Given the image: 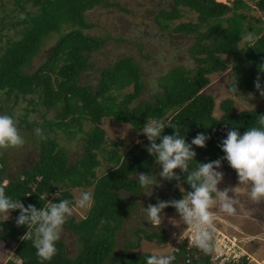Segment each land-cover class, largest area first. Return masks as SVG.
I'll use <instances>...</instances> for the list:
<instances>
[{"label":"trees","instance_id":"obj_1","mask_svg":"<svg viewBox=\"0 0 264 264\" xmlns=\"http://www.w3.org/2000/svg\"><path fill=\"white\" fill-rule=\"evenodd\" d=\"M29 2L36 10L26 8ZM14 3L23 11L17 13V22L22 27L17 38L9 39L0 48V92L7 96L37 95L38 101L47 110H55L54 118L46 121L49 131L55 134L62 130L70 136L81 133L83 152L78 160L71 162L65 149L43 130L42 124H38L47 137L46 140L39 137L38 159L31 168L7 178L6 160L0 154V184L8 180L6 194L12 199H20L25 207L32 204L40 209L48 201H74L72 189L77 187L83 188V192L91 188L93 203L85 217L79 220L69 217L64 224L80 243L74 257L68 256L64 242L59 240L56 242V255L50 261L42 262L32 242L20 239L27 232V227H17L15 223L19 210L12 211L7 220L0 219V241L12 239L16 243L14 255L21 260L20 264H146L150 253L131 250L138 249L142 240L164 243L163 228L158 232L138 229L142 235L136 241L127 242L121 254L114 253L115 238L135 205L133 199H126L123 194L137 195L142 188L136 174L142 172L151 175L159 166L155 157L146 151L150 143L147 138L145 144L134 143L120 152L118 146L122 142H107L102 121L111 118L114 122L129 124L137 131L150 119L160 120L166 125L171 121L180 126V133L189 144L198 133L210 136L205 147L192 146L197 155L190 162L191 168H195L197 163L222 158L224 153L220 144L227 132L236 126L243 134L251 125H255L257 116L264 115V109L234 111L233 99L225 98L219 105L222 114L215 117L214 96L202 89L209 84L210 74L227 68V57H233L235 64L240 63L239 69L242 67V71L239 75L243 78L255 81L260 75L261 80L264 79V73L258 70V66L264 63L262 28L252 31L259 37L254 43L246 42V46L241 47L239 44L246 33V17L240 12L247 7L243 0H234L232 5L216 0H174L173 8L162 9L156 16V22L161 28H169L170 22L182 16L179 6L196 13L195 22H180L172 29L195 36L189 52L197 65L171 69L160 77V90L153 94L152 99L137 101L144 85L140 67L132 57H123L101 69L95 88L80 83V75L90 66L91 54L106 40L83 32L93 26L86 20L85 12L100 4L121 8L120 3L113 0H14ZM256 5L264 10V0H257ZM222 21L226 22L225 26ZM65 26L69 28L60 34L44 61L28 72L26 69L30 67L45 37L62 32ZM260 82L264 87V83ZM129 86H132V90L122 92ZM252 87L255 88V85ZM84 121L90 123L88 130L82 128ZM173 132L172 128L166 127L162 136L172 135ZM102 163L108 169L97 176L96 169ZM222 167L237 175L226 160L222 161ZM175 172L181 176L184 191L190 190L185 174L179 169ZM20 176L25 179L20 181ZM166 188L172 195L166 199L154 197L151 201L153 205L158 199L169 201L182 198L183 193L177 187L176 180H167ZM54 191L59 192L58 197L46 196ZM163 212L177 213L172 207ZM187 247L184 242L172 251L175 257L173 264H177L180 258L185 261L192 259L193 264H211V255L204 254L194 246ZM195 250L199 254L196 259L193 258ZM246 263L244 257L237 264ZM6 264H11V261Z\"/></svg>","mask_w":264,"mask_h":264},{"label":"rangeland","instance_id":"obj_2","mask_svg":"<svg viewBox=\"0 0 264 264\" xmlns=\"http://www.w3.org/2000/svg\"><path fill=\"white\" fill-rule=\"evenodd\" d=\"M113 1L120 3L121 8L105 7L100 4L85 12L86 20L92 23L93 26L84 29L83 32L105 38L106 40L98 50L91 54L90 66L80 75L81 84L91 85L95 88L98 85L101 69L112 65L123 57H132L140 67L141 80L144 85L137 101L152 99L153 94L160 90L158 83L162 75L175 67L193 68L197 65V62L191 57L189 52L190 46L195 42V36L193 34L174 32L172 29L180 22H195L196 13L194 11H189L186 7L179 6L182 16L174 19L170 22L169 28L164 29L156 22V16L162 9H172L174 0ZM216 1L232 5L234 0ZM243 1L247 4V7L241 9L240 12L246 17V33H244L243 40L239 44L241 47L246 46L247 41L244 40V36L249 31L255 30L254 28H262L264 32V10H260L257 7V0ZM26 8L36 10V7H31L30 2L26 3ZM21 12L23 11L16 7L14 0H0V27H2L0 30V48L7 44L9 39L18 37V31L21 29L22 24L17 22V13ZM227 15H230V13ZM222 24L225 26L226 22L222 21ZM67 28L69 27L65 26L62 32L52 33L45 37L30 67L26 69L28 72L35 70L44 61L57 38ZM227 58V68L210 74L209 84L202 89L203 92L214 96L215 108L213 115L219 117L222 114L219 105L225 98L233 99L234 111L249 108L264 109V97H261L259 91L252 87L254 86V80L243 78L239 75L242 71V67L239 69L240 63L235 64L233 57ZM236 80L238 93L233 94L229 91V86ZM261 81L264 83V79ZM130 90H132V86L125 88L122 92ZM249 94L252 95L250 96ZM4 113L14 115L19 133L25 140L23 146L9 148L2 152L8 167L7 178L14 177L22 170L31 168L38 159L39 136L35 133L38 124H42L43 130L50 137H54L58 144L65 149L71 162L78 160L81 156L83 152L82 134L78 133L75 136H70L62 130H58L55 134L51 133L46 121L54 118L55 110H47L38 101L37 95L24 97L10 94L7 96L4 92H0V114ZM102 127L106 131L108 143L112 141L122 142V145L118 146L120 152L126 150L134 143L145 144L147 138L142 134V129L134 130L129 124L114 122L111 118L103 119ZM82 128L88 130L90 123L84 121ZM107 169L108 166L102 163L96 169L97 176L106 172ZM161 170L158 167L151 174L157 177L160 186L153 187V193L150 197L143 193L145 189H141L135 196L131 193L123 194L126 199H133L135 205L124 221L121 230L116 234L115 254H121L125 250L124 246L127 242L136 241L138 236L142 235V233L137 231L138 229L158 232L163 228L166 241L159 244L155 240L151 242L142 240L139 248L131 250L132 252L152 254L154 251H160L172 255V251H175L177 246L181 244L178 243L177 237L186 226L181 225L177 228L170 223V218L179 219L178 213L163 212L162 216L164 219L161 225L152 227L146 221V213L143 210V207L146 208L149 204H152L151 201L154 197L159 196L162 199H166L172 195L171 191L166 188L167 180L159 177ZM216 170L224 173V179L218 185L220 190L237 185V175H232L229 170L224 169L222 166ZM7 181L5 180L4 183ZM177 187H182L181 183ZM83 190L81 187L72 189L74 198L78 197ZM86 190L92 191L91 188ZM55 194L54 191L46 196L48 198L54 197ZM239 201L236 215L221 214L217 216L215 222L216 235L220 231L237 237L240 249L247 257L246 264H264V202L254 203L244 193L239 196ZM87 211L88 209H75L71 217L79 220L85 217ZM0 219L6 218L0 216ZM186 230H184L185 243L188 241L186 239L189 238ZM174 233L176 237L173 236ZM60 240L64 242L68 256L74 257L80 246L77 236L63 225ZM15 246L16 243L12 239L0 241V264H6L8 261H11V264L21 263V260L14 255ZM198 256L199 254L195 250L193 258L196 259ZM186 261H190L189 263L193 264L192 259ZM186 261L180 258L177 264H185L187 263Z\"/></svg>","mask_w":264,"mask_h":264},{"label":"clouds","instance_id":"obj_3","mask_svg":"<svg viewBox=\"0 0 264 264\" xmlns=\"http://www.w3.org/2000/svg\"><path fill=\"white\" fill-rule=\"evenodd\" d=\"M258 38L252 31L244 36V40L249 43H254ZM258 70L264 73V63L258 66ZM260 81L261 77L257 75L254 85L260 96L264 97V87ZM229 91L233 94L238 93L237 80L229 86ZM204 126L209 127L205 124ZM166 127L174 130L172 135L162 136ZM141 132L150 142L146 146V151L155 157L156 164L162 169L159 177L168 181L176 180L179 186L181 176L174 171L179 169L185 174L186 183L190 187L186 192L180 187L183 196L178 200L158 199L155 205L143 207L146 221L152 227L161 225L164 219L163 210L172 207L178 213L179 219L170 218V223L177 228L181 225L186 226L177 237L178 243L184 242V230L187 229L191 233L189 243L192 246L206 255L218 253L220 244L216 238L215 227L217 216L236 215L239 196L242 193L254 203L264 202V115L257 116L255 125H251L243 134L234 126L220 144L224 156L215 161L197 163L195 168L190 167V162L195 160L197 155L192 146L205 147L210 136L198 133L189 144L181 135L178 124L169 121L166 125L157 119L148 120ZM35 133L41 139H47L41 128H36ZM24 143L25 140L16 126L15 117L7 113L0 114V154L9 148L21 147ZM223 160H226L236 172L238 183L236 186L220 190L218 185L223 181L224 173L216 169L221 168ZM136 176L140 187L145 189L143 193L146 196L152 195L154 186H160L155 175L141 172ZM19 179L23 181L25 177L20 176ZM6 187L7 182L0 184V216L7 220L12 211L19 210L15 223L17 227H27V232L20 239L32 242L36 255L42 262L50 261L56 255V242L60 240L63 225L72 216L73 211L89 209L93 203V193L84 191L74 201L68 199L59 202L48 201L40 209L32 204L25 207L20 199H12L6 194ZM58 196L59 192L54 198ZM173 236L176 237V234ZM174 259L172 255L154 251L147 257L146 264H173Z\"/></svg>","mask_w":264,"mask_h":264},{"label":"built area","instance_id":"obj_4","mask_svg":"<svg viewBox=\"0 0 264 264\" xmlns=\"http://www.w3.org/2000/svg\"><path fill=\"white\" fill-rule=\"evenodd\" d=\"M186 233L189 236V238L186 239L188 240L186 241L188 249L189 247H192V245L189 243V240L191 239V233L189 230H186ZM216 238L219 241L220 250L218 253L210 256L211 264H237L242 258L245 257V253H243L240 249L237 237L230 236L219 231L216 235ZM245 259L247 260V257H245Z\"/></svg>","mask_w":264,"mask_h":264},{"label":"crops","instance_id":"obj_5","mask_svg":"<svg viewBox=\"0 0 264 264\" xmlns=\"http://www.w3.org/2000/svg\"><path fill=\"white\" fill-rule=\"evenodd\" d=\"M221 1V0H220Z\"/></svg>","mask_w":264,"mask_h":264}]
</instances>
